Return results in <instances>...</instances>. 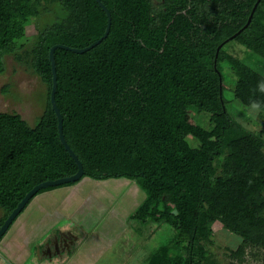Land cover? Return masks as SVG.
Listing matches in <instances>:
<instances>
[{
  "label": "trees",
  "instance_id": "1",
  "mask_svg": "<svg viewBox=\"0 0 264 264\" xmlns=\"http://www.w3.org/2000/svg\"><path fill=\"white\" fill-rule=\"evenodd\" d=\"M257 1L101 0L111 12L109 35L83 53L55 50L56 101L83 177L135 180L146 198L130 223L139 229L174 226L177 238L167 249L185 247L187 264L207 258L202 243L214 222L242 238L236 249L227 248L233 259L264 249V139L233 119L222 73L228 60L238 75L236 98L264 109L258 87L264 73L227 49L241 42L264 67V0L246 26ZM50 5L60 10L49 19ZM33 21L38 34L22 45L24 26ZM107 24L97 0H0V75L12 54L47 87L35 125L18 113L0 112V226L35 185L78 171L50 101L49 54L55 44L90 45ZM191 106L210 115L198 146L190 141L200 128L186 116ZM169 259L167 252L164 262Z\"/></svg>",
  "mask_w": 264,
  "mask_h": 264
},
{
  "label": "rangeland",
  "instance_id": "2",
  "mask_svg": "<svg viewBox=\"0 0 264 264\" xmlns=\"http://www.w3.org/2000/svg\"><path fill=\"white\" fill-rule=\"evenodd\" d=\"M155 2L157 3V1ZM49 7L50 10L47 13L48 16L46 17L49 19L56 17L55 12L59 13L60 8L58 7L56 9L54 5H50ZM37 34V23L33 21L26 24L24 26L21 44L27 45ZM227 49L233 57L238 58L251 66L258 67L264 73V67L262 65L263 61L260 55L252 51L245 44L233 41L228 45ZM5 59L6 71L4 74L0 75V112L18 113L29 124L35 125L38 117L44 110L47 87L30 68H28L25 64H21L16 61L12 54L8 55ZM222 67L225 84L224 96L227 100L226 107L228 111L232 115L233 119L239 121L246 129L259 134L264 139V109L254 111L252 106H247L237 99L235 95V87L238 80L236 70L228 60L222 62ZM6 87H8V90L5 93L4 89ZM186 114L187 118L192 123L200 125V128L193 132L190 136L192 145L198 146L200 143L198 137L203 133V128L209 125L210 115L198 111L193 106H191ZM88 180L91 182H88ZM80 187L82 188L80 196L93 194L96 196L97 200H99L98 202L90 204L91 208L98 211V215L102 214L105 209H111V212H118V210H120L122 212L125 211L133 213L138 204L146 198L145 191L139 186V184L135 180L128 178H119L116 181L109 179L103 180V182H96L90 177H83ZM133 188H135L136 191ZM52 193L53 195L56 193L59 195L49 197L47 200L51 202L55 200L54 203L56 205L62 202L59 204V212L71 214L72 210L79 209H71L72 207L70 204H65L64 201L66 197L64 198V196L61 195V190H55ZM157 193L160 194V190H157ZM64 205H66L65 208ZM28 206H26L23 214L20 215L22 217H18L15 220L9 231L0 241V264L38 263L37 260H34L35 256H31L32 258L29 257V253L31 252L30 246L34 244L35 241L34 236L29 237L31 239L30 240L26 236L28 235V232L22 230L25 233V238L23 237V241L20 243L22 240L20 237V229L22 228L19 226L23 223L22 220H24L26 225L28 224L27 221L34 223L37 222V210L33 212L31 211L32 215H28L27 212L25 213ZM49 207L51 209H55V205L49 204ZM35 208L36 207L34 206L33 209ZM34 212L36 214L35 216H33ZM1 216H3V212L0 209V217ZM48 218L54 219V216L51 215ZM24 223L22 224L23 226H25ZM59 223L63 227L66 221L61 220ZM42 226H44V224H41L36 230ZM17 228L18 230H16ZM211 228V237L202 243L207 254V258L200 259V264H264V249L261 248L253 250L248 249L246 255L241 260L233 259L230 256L228 249H236L240 245L242 238L239 235L227 230L220 222H214ZM38 232L35 231V233L40 236L42 232ZM176 233V228L172 225L165 223L157 226L153 223L147 225L144 229L139 230L138 233H133L132 237L131 234L126 235L122 240L124 243V252L128 255L125 264L135 263L133 260L136 259L135 255L137 254L139 255L138 260L144 261V264H187L188 255L185 247L177 246L179 247V250L167 249L172 244H175L177 238ZM68 235L73 236L72 233H69ZM44 239H48L47 235H43L42 240ZM50 240L48 239L41 242H45L44 245L46 246ZM42 249L44 254L42 256H45L43 264H50V262L52 264H75V261L71 259L72 256L67 255V253L63 251L60 253L57 252V254H50L48 248L47 252H45L44 248ZM104 252L106 251L100 250L98 256L101 255L100 257L102 258L104 256ZM115 252L121 253V251ZM167 252L168 256L172 257V259L164 262ZM32 254H35L34 248L32 249ZM94 255L95 254H93V256ZM68 256L71 259L70 261H68ZM53 260L58 261L53 263ZM98 264H109V262L99 260Z\"/></svg>",
  "mask_w": 264,
  "mask_h": 264
},
{
  "label": "crops",
  "instance_id": "3",
  "mask_svg": "<svg viewBox=\"0 0 264 264\" xmlns=\"http://www.w3.org/2000/svg\"><path fill=\"white\" fill-rule=\"evenodd\" d=\"M113 180L116 181L118 179H113ZM88 182L91 181L88 180ZM96 182H103V181H96ZM81 183H82V179L81 181L77 182L74 185H69L67 187L62 186V188L59 187L58 189L56 188L49 192H43L35 196L34 199L31 201V203H29V206L27 207L25 213L27 212L28 215L30 214L32 215V212L37 210L38 212L37 222L34 223L26 220L28 223L26 225L24 223V220H22L25 226L22 225L23 223H21V225L19 226L20 228H22L20 229L21 230L20 237L22 238L20 243L23 241V237L25 234L22 230L28 232V235H26L28 239H30L29 237L34 236L35 241L34 244L30 246L31 252L29 253V255L33 256L32 249L34 248L36 260L38 261L37 264L44 263V260L41 259V257L43 258L45 257L42 256L44 254L42 252L43 249H41V246L43 248H45L46 246L44 245L45 242L42 243L41 241H45L48 239L53 240L55 239V237H60L64 234L68 235L69 233L73 234V236L68 235L71 239L74 240V247L70 248L73 251L71 252L70 249L68 250V252H66V250L65 251L62 250V251L67 253V255L72 256L71 259L75 261V264H98L99 260L105 262L108 261L109 264L126 263L128 255L127 253L124 252L125 249L122 240L125 238L126 235L131 234L132 237L133 233H138L139 230L144 228L139 229L134 222L130 223L128 218L131 212H125V211L122 212L120 210H118V212H111V209H105L102 214L98 215L97 214L98 211L94 208H91L90 204L93 202H98L99 200H97L96 196L93 194H89L87 196L86 195L80 196L82 190V188L80 187ZM133 189L135 190V188ZM55 190H61L62 192L61 195H63L64 198L66 197L64 201L65 204L66 203L70 204L72 207L71 209H76V208L79 209L72 210L71 214L70 213L65 214L63 212H59L58 211L59 204H61L62 202L56 205L54 203L55 200H53L52 202L47 200L49 197H52L54 195H59L58 193L53 195L52 192ZM142 202H140L138 206ZM49 204L55 205L54 207L55 209H51L49 207ZM34 206L36 207L35 209H33ZM65 206L66 205H64V208ZM35 215L36 214L34 212L33 216ZM51 215L54 216V219L48 218ZM107 215H108V219H107ZM20 217L22 216H19V218ZM61 220L66 221L63 227L59 223V221ZM41 224H44V226L36 230L37 227H39ZM18 228L16 230H18ZM35 231L37 232L40 231L42 232V234L38 236L35 233ZM43 235H47L48 239L42 240ZM100 250L106 251L104 252V256L102 258L100 257L101 255L98 256ZM115 251H121V253H116ZM93 254L95 255L93 256ZM135 258L136 259L133 260L135 261V263L133 264H144V261L138 260L139 258L138 254L135 255ZM68 259H69L68 261L71 260L69 256ZM56 261L53 260V263H55ZM50 264L52 263L50 262Z\"/></svg>",
  "mask_w": 264,
  "mask_h": 264
},
{
  "label": "water",
  "instance_id": "4",
  "mask_svg": "<svg viewBox=\"0 0 264 264\" xmlns=\"http://www.w3.org/2000/svg\"><path fill=\"white\" fill-rule=\"evenodd\" d=\"M261 0H258L257 3L255 4L252 13L249 17L248 23L246 24V26H248L253 18V15L259 5ZM97 2L99 3V5L103 8L104 11H106L107 16H108V24H107V28L105 30L104 35L94 41L93 43H91L90 45L84 47V48H75V47H70L64 44H55L51 50H50V60H51V65H52V72H53V86H52V91H51V95H50V101L52 104V108L54 109V111L56 112V115L58 117V128H59V137L61 142L63 143V145L65 146V148L67 149V151L69 152V154L74 158V160L76 161L77 165H78V171L70 176L67 177H61L58 179H54V180H46L44 182H41L37 185H35L26 195L25 197L18 203V205L13 209V211L7 216V218L5 219V221L3 222V224L0 226V241L2 240V238L5 236V234L9 231L10 227L13 225V223L15 222V220L19 217V215L23 212V210L26 208V206L28 205V203L31 201V199L43 188H48L50 186H59V185H65L67 183H76L79 182L82 177L84 176L85 170L83 167V164L81 162V160L79 159V157L77 156V154L75 153V151L71 148V146L69 145L67 139L65 138V134L63 132V115L58 107L57 101H56V93H57V69H56V59H55V50L57 48H65L68 50H71L73 52L76 53H83L86 52L90 49H92L93 47H95L96 45H98L102 40H104L110 33V29H111V22H112V17H111V12L109 11V9L101 2V0H97ZM242 31V30H241ZM238 34V33H237ZM237 34H235L233 37H235ZM233 37H231L230 39L226 40L225 42L231 40ZM223 42L222 44L219 45L218 50H217V55H218V51L220 50V48L224 45ZM221 92H222V83H221ZM60 242L61 239L59 240L56 239V249L57 251L60 253ZM51 254V252H50Z\"/></svg>",
  "mask_w": 264,
  "mask_h": 264
},
{
  "label": "flooded vegetation",
  "instance_id": "5",
  "mask_svg": "<svg viewBox=\"0 0 264 264\" xmlns=\"http://www.w3.org/2000/svg\"><path fill=\"white\" fill-rule=\"evenodd\" d=\"M63 236V237H62ZM60 237H55V239L50 240V242H48V244L46 245V247L44 248L45 252H47V248L48 251L51 252L52 254H57V249H56V239L59 238V240L61 239L60 242V250H66V249H70L72 245H74V240L71 239L69 236H67L66 234L62 235Z\"/></svg>",
  "mask_w": 264,
  "mask_h": 264
},
{
  "label": "clouds",
  "instance_id": "6",
  "mask_svg": "<svg viewBox=\"0 0 264 264\" xmlns=\"http://www.w3.org/2000/svg\"><path fill=\"white\" fill-rule=\"evenodd\" d=\"M259 89L262 91V92H264V82H261L260 84H259ZM252 109L254 110V111H259V105H257V104H253L252 105Z\"/></svg>",
  "mask_w": 264,
  "mask_h": 264
}]
</instances>
